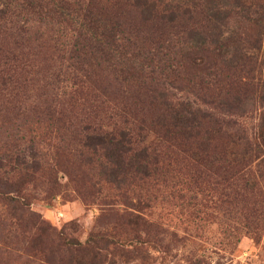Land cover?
Segmentation results:
<instances>
[{"label": "rangeland", "instance_id": "1", "mask_svg": "<svg viewBox=\"0 0 264 264\" xmlns=\"http://www.w3.org/2000/svg\"><path fill=\"white\" fill-rule=\"evenodd\" d=\"M99 1L127 21L113 55H90L93 71L73 91L77 60L67 56L89 0H0L8 8L0 70L10 72L5 53L18 60L9 89L0 91V177L11 190L0 193V264H264V165L249 172L251 187H225L214 173L193 183V140L170 126L181 143L169 146L159 175L121 184L108 179L102 150L83 144L80 125H121L114 112L125 111L129 120L145 119L146 141L154 140L162 135L154 91L189 97L200 68L218 63L212 55L199 65L181 58L170 29L141 18L138 6ZM256 18L229 17L224 28L242 41L257 39L253 56L240 62L264 89V17L263 28ZM255 119L244 118L249 126ZM16 155L35 167L15 165Z\"/></svg>", "mask_w": 264, "mask_h": 264}, {"label": "trees", "instance_id": "2", "mask_svg": "<svg viewBox=\"0 0 264 264\" xmlns=\"http://www.w3.org/2000/svg\"><path fill=\"white\" fill-rule=\"evenodd\" d=\"M122 1L138 6L139 16L151 20L157 28H169L171 47L176 46L174 49L181 58L199 65L201 62L205 64L212 55L218 63L211 69L200 68L201 73L193 82L195 90H190L189 97L169 94V90L154 91L152 98L160 106V113L153 121L159 125V133L162 134L155 136L154 140L146 141L145 119L138 118L139 122L129 120L125 111L114 112L121 125L113 119L107 128L90 123L80 125L83 144L92 151L97 148L102 150L105 164H108L106 175L109 180L129 184L134 179H155L159 175L160 163L165 158L169 159V146L181 143L175 141L177 134L170 129V126H178L184 130L182 132L189 131L193 140L189 148V155L195 162L193 183L214 173L225 187L238 184L251 187L249 172L264 165V89H257L254 68L243 67L240 61L253 56L249 50H257V39L254 38L251 43L242 41L240 37L226 33L224 25L229 17L238 15L248 18L253 13L258 24L262 20L260 28H263L264 0ZM100 2L89 0L80 20H75L79 29L72 43L74 47L70 49L74 54L67 56H74L77 60L76 65L72 64L74 77L71 83L74 86L70 89L73 91L79 90L93 71L89 56L95 58L96 55L105 57L107 53L112 54L111 45L118 39L116 34L123 32V21H127L124 15L120 22L117 21L118 8L108 14L106 9H101ZM106 2L109 7L120 4V0ZM65 13L69 14V11ZM7 14V3H3L0 5V20ZM3 59V66L9 62L12 65L8 68L10 72L0 70V91L9 89L12 71L18 61L16 55L10 52L5 53ZM241 75L245 77L243 81ZM219 77L227 78L225 85L219 84ZM211 89L227 91L222 94ZM254 98L258 101V112L251 109ZM254 116L256 119L249 126L244 118ZM172 132L173 138L169 137ZM14 157L12 161L15 165L21 164L24 168L36 165L34 160ZM198 164L203 165L202 168L196 167ZM7 184L0 177V193L11 191L5 187ZM133 215L139 218L137 213Z\"/></svg>", "mask_w": 264, "mask_h": 264}]
</instances>
